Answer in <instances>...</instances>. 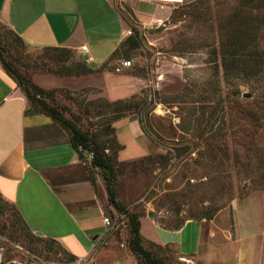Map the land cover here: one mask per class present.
Returning <instances> with one entry per match:
<instances>
[{
    "label": "rangeland",
    "instance_id": "1",
    "mask_svg": "<svg viewBox=\"0 0 264 264\" xmlns=\"http://www.w3.org/2000/svg\"><path fill=\"white\" fill-rule=\"evenodd\" d=\"M244 1L172 0L158 20L144 24L124 0H117L126 34L99 66L76 52L59 61L57 50L24 48L0 23L4 57L53 89L52 99L43 95L47 101L75 116L94 137L115 135L125 143L117 158L118 199L142 214L140 232L146 240L165 241L158 243L168 264H264V112L256 107L264 104V73L226 72L219 53L224 33L244 31L242 22L231 31L232 14L246 9ZM132 32L138 35L133 46L127 41ZM257 42L264 50V24ZM122 59L131 64L116 70ZM76 61L90 70L69 74L62 69ZM129 75L138 81L132 93ZM103 98H131L147 152L141 141L138 146L131 142L130 133L139 137L127 117L118 116L114 132L108 133L114 114L98 106ZM30 107L39 106L30 101ZM106 150L115 155L114 147ZM106 214L124 224L109 228L91 255L73 259L60 244L49 247L25 235L16 210L0 197V264H139L128 247L126 215L110 206ZM186 220L194 221L182 232L172 231ZM170 240L189 241L186 248L194 252L184 253Z\"/></svg>",
    "mask_w": 264,
    "mask_h": 264
},
{
    "label": "crops",
    "instance_id": "2",
    "mask_svg": "<svg viewBox=\"0 0 264 264\" xmlns=\"http://www.w3.org/2000/svg\"><path fill=\"white\" fill-rule=\"evenodd\" d=\"M124 1L136 19L144 24L158 20L165 5L172 2ZM0 23L20 35L28 47L65 46L83 58L91 56L88 62L96 61V66L110 57L126 34L117 0H0ZM82 46L86 47L85 52ZM126 78L132 93L138 81L134 75ZM121 117L132 120L139 140L130 133L131 142L138 146L141 141L146 151V135L138 119L133 113ZM118 141L123 147L125 143ZM95 177L93 185L68 132L49 115L29 109L24 91L0 62L2 198L18 208L33 231L41 230L42 236L56 239L75 258H83L95 251L96 242L103 234L107 235L102 217L107 206L113 208L107 200L103 176L96 171ZM191 221L194 220H186L172 231L182 232ZM173 242L184 253L194 252L186 248L189 241L186 245Z\"/></svg>",
    "mask_w": 264,
    "mask_h": 264
},
{
    "label": "trees",
    "instance_id": "3",
    "mask_svg": "<svg viewBox=\"0 0 264 264\" xmlns=\"http://www.w3.org/2000/svg\"><path fill=\"white\" fill-rule=\"evenodd\" d=\"M244 6L246 9L239 10L238 13H233L232 17L235 20L234 28L231 29L232 33L238 30L239 24L244 23V31L242 29L239 33H234L232 35H227L224 33V38L220 41L219 44V53L220 61L224 66L226 72L235 71H244L250 72V74L261 75L264 73V50L258 47V37L261 27L264 24V0H245ZM256 12L255 16L257 20L253 22L252 20V11ZM237 16L239 18L237 19ZM221 27V26H220ZM222 28V27H221ZM9 32L15 42L21 44L22 47H28L25 41L10 27L8 28ZM123 41V40H122ZM120 41V43L122 42ZM127 41L129 45L133 46L138 42L137 33H130L127 36ZM5 42V41H4ZM118 46L112 52L114 54L118 50ZM42 49L47 50H57L60 53L54 54V57L58 58L59 61H64L68 59V56L75 54V52L65 46H45ZM111 54V55H112ZM110 55V56H111ZM0 62L5 69V71L12 76L16 81L17 85L24 91L28 102L29 109L32 111L42 112L49 115L55 122H57L62 128H64L69 135V140L72 146L78 153L79 158L84 157L85 150H90L93 152V156L85 164L86 171L88 173L89 179L93 185H95V174L98 171L104 179L106 191H107V200L116 210L123 212L127 217V226H128V236L127 243L131 252L136 256L137 262L139 264H168L166 261L165 255L160 253V243L145 239L140 232V215L135 211H129L124 202L118 199L117 185H118V160L116 153L122 145L117 141L115 135L109 138H97L94 137L87 129L82 128L77 123V118L75 116L69 117L65 115L57 104L54 102H49L43 97V95L48 98H53V89H45L43 86L34 82L26 73L18 71L15 69L4 57L2 53L1 38H0ZM230 68V69H229ZM66 73H86L90 70L89 66L86 63H80L78 61L74 62L72 65H65L62 67ZM249 74V73H247ZM30 101L35 102L39 107H30ZM100 108L109 109L112 114H114V120L118 116L125 115V112L131 113V107H133V102L131 98H116L114 100H107L103 98V102L99 103ZM257 109L264 112V104L256 105ZM128 110V111H127ZM114 132V126L109 127L108 133ZM108 144H107V143ZM108 145L114 147L115 155L111 156L108 151ZM96 168V169H95ZM94 170V171H93ZM4 204L11 205L17 213V221L21 227V230L25 235H29L34 240H43L47 244H60L56 239L47 236H41L34 233L33 229L22 217L18 208L11 202L3 199ZM13 227L10 231L12 235H15V232L18 230L17 227ZM183 223H177L173 225L172 229L179 228ZM5 229L6 226L3 225ZM1 232V231H0ZM148 242V245L145 246L144 242ZM62 246V245H61ZM156 246H159L158 250L155 249ZM62 248L68 252L63 246ZM69 253V252H68ZM71 258H75L74 255L69 253Z\"/></svg>",
    "mask_w": 264,
    "mask_h": 264
},
{
    "label": "built area",
    "instance_id": "4",
    "mask_svg": "<svg viewBox=\"0 0 264 264\" xmlns=\"http://www.w3.org/2000/svg\"><path fill=\"white\" fill-rule=\"evenodd\" d=\"M86 47L82 46V50H84L85 52ZM85 60L89 61L91 60V56L89 55H85ZM131 64V60L130 59H122L118 65H116L115 69L119 70L124 66H129ZM93 156V152L90 150H85L84 152V157L81 158V160L85 163H87L89 161V159H91ZM103 223L105 224L106 228H107V232L109 228H116L117 225H119L120 223L124 224L123 220H119L118 218H116L115 220H112L110 218V216L106 213L103 214ZM99 241V239H98ZM98 241L96 242V245L98 243ZM17 264H28L26 261H22L19 260L17 261ZM29 264H35L34 262H30Z\"/></svg>",
    "mask_w": 264,
    "mask_h": 264
},
{
    "label": "water",
    "instance_id": "5",
    "mask_svg": "<svg viewBox=\"0 0 264 264\" xmlns=\"http://www.w3.org/2000/svg\"><path fill=\"white\" fill-rule=\"evenodd\" d=\"M34 232H35V234H37V235H41V236H42V234H43L42 231L39 230V229H36Z\"/></svg>",
    "mask_w": 264,
    "mask_h": 264
}]
</instances>
